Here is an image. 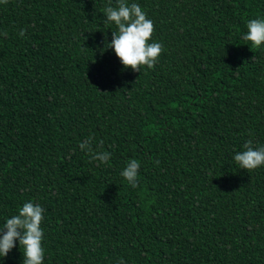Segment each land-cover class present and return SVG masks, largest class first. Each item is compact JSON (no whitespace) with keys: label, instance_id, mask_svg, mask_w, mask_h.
<instances>
[{"label":"trees","instance_id":"obj_1","mask_svg":"<svg viewBox=\"0 0 264 264\" xmlns=\"http://www.w3.org/2000/svg\"><path fill=\"white\" fill-rule=\"evenodd\" d=\"M128 3L163 46L152 69L108 48L116 0L0 3V228L32 202L43 264H264V166L234 160L264 146V47L243 39L264 0Z\"/></svg>","mask_w":264,"mask_h":264},{"label":"clouds","instance_id":"obj_2","mask_svg":"<svg viewBox=\"0 0 264 264\" xmlns=\"http://www.w3.org/2000/svg\"><path fill=\"white\" fill-rule=\"evenodd\" d=\"M7 4L8 0H0ZM107 22L114 23L117 31L112 32V48L125 69L140 72L144 67L152 69L163 53V46L158 42H151L155 28L154 23L147 17L140 5L128 3V0H116V6L104 9ZM245 41L251 42L255 49L264 47V18L251 19L247 22ZM6 36L7 33L5 32ZM21 36L24 32L21 31ZM81 150L91 155L93 160L107 164L111 158L108 152H93L92 139L80 143ZM244 150L234 155V160L240 169L251 172L264 166V146L255 147L249 139L244 144ZM140 163L131 159L127 163L121 176L133 187L138 186ZM44 209L32 202H26L18 209V214L7 218L0 228V258H5L16 247L19 241L23 251V264H43L45 249L43 247L44 230L41 227L44 220Z\"/></svg>","mask_w":264,"mask_h":264}]
</instances>
